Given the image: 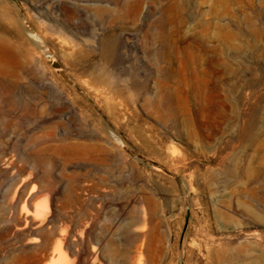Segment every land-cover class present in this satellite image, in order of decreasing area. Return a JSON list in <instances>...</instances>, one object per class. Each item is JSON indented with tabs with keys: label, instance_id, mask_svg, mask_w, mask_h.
<instances>
[{
	"label": "rangeland",
	"instance_id": "rangeland-1",
	"mask_svg": "<svg viewBox=\"0 0 264 264\" xmlns=\"http://www.w3.org/2000/svg\"><path fill=\"white\" fill-rule=\"evenodd\" d=\"M0 41V264H264V0H0Z\"/></svg>",
	"mask_w": 264,
	"mask_h": 264
},
{
	"label": "bare ground",
	"instance_id": "bare-ground-1",
	"mask_svg": "<svg viewBox=\"0 0 264 264\" xmlns=\"http://www.w3.org/2000/svg\"><path fill=\"white\" fill-rule=\"evenodd\" d=\"M3 41H0V46H3ZM68 257L67 253L64 252L62 243L58 244L56 249L52 252V262H61L66 260Z\"/></svg>",
	"mask_w": 264,
	"mask_h": 264
}]
</instances>
